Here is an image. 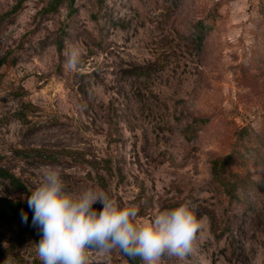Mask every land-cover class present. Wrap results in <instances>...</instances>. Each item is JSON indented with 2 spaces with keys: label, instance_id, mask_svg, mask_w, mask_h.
Segmentation results:
<instances>
[{
  "label": "rangeland",
  "instance_id": "1",
  "mask_svg": "<svg viewBox=\"0 0 264 264\" xmlns=\"http://www.w3.org/2000/svg\"><path fill=\"white\" fill-rule=\"evenodd\" d=\"M47 167L138 224L190 204L191 251L158 264H264V0H0V199ZM39 239L0 215V264H43Z\"/></svg>",
  "mask_w": 264,
  "mask_h": 264
},
{
  "label": "clouds",
  "instance_id": "2",
  "mask_svg": "<svg viewBox=\"0 0 264 264\" xmlns=\"http://www.w3.org/2000/svg\"><path fill=\"white\" fill-rule=\"evenodd\" d=\"M77 57L73 51L69 63ZM96 203L102 206L93 207ZM27 204L40 233L35 248L43 264H86L89 247L105 253L118 247L145 264H158L165 254L183 257L190 252L204 220L190 204L182 203L138 224L136 205L120 207L102 189L69 193L55 167L43 170L41 182L27 195ZM21 219L27 221L23 210Z\"/></svg>",
  "mask_w": 264,
  "mask_h": 264
},
{
  "label": "trees",
  "instance_id": "3",
  "mask_svg": "<svg viewBox=\"0 0 264 264\" xmlns=\"http://www.w3.org/2000/svg\"><path fill=\"white\" fill-rule=\"evenodd\" d=\"M219 168L217 167V165H213L212 166V175L215 178L220 177V174L218 172ZM2 178L8 179L11 183H13V178L7 174H1ZM23 210L24 212L27 213V222L32 221V210L27 207L24 206L20 203H14L11 200H6V199H0V215H10V214H14L17 210ZM28 230L27 226H25L22 231L24 234L26 231ZM119 250V253L124 257V259L126 260V262L128 264H143V260L141 257L139 256H129L128 254L124 253L122 250Z\"/></svg>",
  "mask_w": 264,
  "mask_h": 264
}]
</instances>
